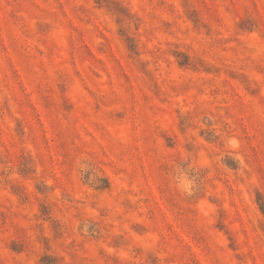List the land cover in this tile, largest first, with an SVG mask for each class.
Here are the masks:
<instances>
[{"label": "rangeland", "instance_id": "rangeland-1", "mask_svg": "<svg viewBox=\"0 0 264 264\" xmlns=\"http://www.w3.org/2000/svg\"><path fill=\"white\" fill-rule=\"evenodd\" d=\"M0 264H264V0H0Z\"/></svg>", "mask_w": 264, "mask_h": 264}, {"label": "clouds", "instance_id": "clouds-1", "mask_svg": "<svg viewBox=\"0 0 264 264\" xmlns=\"http://www.w3.org/2000/svg\"><path fill=\"white\" fill-rule=\"evenodd\" d=\"M179 186L181 187V190L187 191L189 184L187 181H182Z\"/></svg>", "mask_w": 264, "mask_h": 264}]
</instances>
